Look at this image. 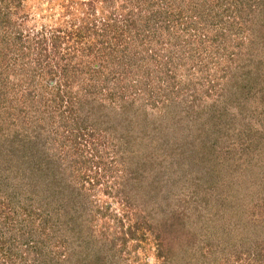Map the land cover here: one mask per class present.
Segmentation results:
<instances>
[{"label": "trees", "instance_id": "obj_1", "mask_svg": "<svg viewBox=\"0 0 264 264\" xmlns=\"http://www.w3.org/2000/svg\"><path fill=\"white\" fill-rule=\"evenodd\" d=\"M34 13L43 22L31 20ZM239 34L264 39V0H0V146L8 145L0 157L11 161L12 153L15 163L4 172L0 164V264H105L112 245L94 244L90 221L76 208L80 191L70 190L56 205L65 178L60 168L64 162L82 168L95 159V169L103 164L116 173L123 163L118 154L128 149L120 142L133 135V125L176 103L175 70ZM241 56L232 52L227 61L242 62ZM233 71L232 79L243 76L245 67L237 64ZM256 93L244 96L256 102ZM157 129L148 140L145 134L132 139L134 154L153 164L154 172L169 173L173 185L188 182L180 200L161 201L155 210L160 218L149 229L163 263H214L235 236L245 235L253 236L247 248L264 264V190L252 192L247 185L237 198L230 167L243 166L233 162L240 154L210 160L208 177L191 181L177 169L184 160L168 165L170 153L158 145ZM30 152L32 168L24 159ZM136 160L128 161L131 177ZM25 161L31 172L47 166L46 178L26 180ZM259 178L247 182L254 186Z\"/></svg>", "mask_w": 264, "mask_h": 264}, {"label": "rangeland", "instance_id": "obj_2", "mask_svg": "<svg viewBox=\"0 0 264 264\" xmlns=\"http://www.w3.org/2000/svg\"><path fill=\"white\" fill-rule=\"evenodd\" d=\"M31 2L36 5V0H31ZM218 11H221V8ZM30 19L43 22L37 13H34V17ZM31 24L29 22V25ZM253 37L255 35L242 34V37L241 34L233 37L228 35L224 44L216 42L212 54L206 52L193 60L184 61L175 70L173 80L178 89L177 92H180L176 95V103L165 112L158 113L159 109L154 112L150 111L148 123L144 124L139 121L138 125H133V135L128 140L122 139L120 142L128 149L125 153L119 152L118 161H123V163L117 164L119 166H116V173L105 170L106 167L103 164H98L99 169H95L97 162L95 159L82 168L70 167L66 162L60 168L62 174L65 175L62 178H65L60 181L59 187L62 188L63 193L56 196L58 197L56 205L62 200L66 201L65 195H68L70 190V194L80 191L78 195L80 201L76 208L81 211L84 219L90 221L88 225L94 236L92 239L94 244L96 246L99 244L112 245L105 253V264H164L158 256L157 240L149 229L160 218L155 210L160 209L161 201L163 199L180 200L176 198L179 196L178 192L180 188H186L188 182L185 183L183 180L181 183L174 184L179 185L178 190L174 189L173 183L176 179L168 176L169 173L164 170L154 172L153 164L148 165L149 161L146 162L139 154H134V149L138 145L132 139L141 138L139 135L145 134V139L148 140L154 125L160 126V130L157 129L160 142L158 145L166 148L170 153L166 158L170 161L168 165L172 163L175 166L178 164L177 161L184 160L187 164L178 166L177 169L187 171L188 173L184 176L190 178L191 181H199L203 177L205 179L208 177L210 160L211 162L219 161L224 157L231 161L232 156L238 157L240 154L239 159L233 162H238L243 166L232 164L230 167L235 175L234 179L239 178V180L233 179L232 181L224 177L225 183L232 181L231 186L240 191L236 193L239 199L243 197L241 189L246 193L247 185L250 186L252 192L260 188L264 190V179L262 178L257 179L254 186L247 182V179L254 175L264 178V134H260L264 127V103H262L264 102V89H262L264 86V39H257L253 42ZM232 52L244 55L241 56L244 60L236 63L227 61ZM220 54L224 57L219 56ZM203 60L209 64H205ZM260 60L262 67L255 70L254 67L260 63ZM202 64L205 73L202 72ZM237 64L245 67V74L240 76L236 73L238 76H235L238 78L234 76L232 79L234 73L232 70ZM260 72L263 77H260ZM254 92H257L255 94L257 98L260 95L258 101L251 102L245 98L244 93L247 97H252ZM193 93L194 99L191 96ZM143 102L150 107L145 100ZM189 102H192L194 106L190 107ZM261 108L263 110L260 115ZM222 110H225V113L220 114ZM118 118L119 116L114 120L116 123ZM142 119L139 118V120ZM221 134L228 135V137L224 138L225 136ZM42 142L41 146L44 147ZM7 146V144L1 145L0 149L8 150ZM140 147V151L144 152V146ZM42 150L47 151L45 148ZM11 156V161L0 157L3 172L8 165L14 167L12 153ZM38 158L40 164L45 163L42 161L44 156ZM135 158L139 159V165L135 169L134 177H131L129 175L131 166H128V161L137 164ZM24 159H27V166L31 167L30 163L35 161V155L30 152L25 155ZM108 159L109 157L107 162L110 161ZM26 161L24 164L26 180L30 178L33 183L36 177L46 178L47 166L40 165L41 170L31 172L26 170ZM33 167L35 169V165ZM237 168H240V172ZM43 183L44 181L40 183V187ZM52 207L55 208V204ZM252 238L245 235L235 236L229 243L233 246L226 248L225 252L220 255L217 254L215 262L211 264H219V261L220 264H263L262 257L253 256L252 250L247 248V244L251 241V244L254 243ZM68 241L70 240H66L64 244ZM93 251L96 253V250ZM193 262L191 259L189 264Z\"/></svg>", "mask_w": 264, "mask_h": 264}]
</instances>
